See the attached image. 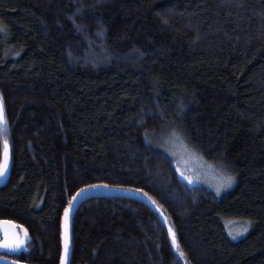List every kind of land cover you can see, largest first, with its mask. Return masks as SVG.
Segmentation results:
<instances>
[{
  "label": "trees",
  "instance_id": "obj_1",
  "mask_svg": "<svg viewBox=\"0 0 264 264\" xmlns=\"http://www.w3.org/2000/svg\"><path fill=\"white\" fill-rule=\"evenodd\" d=\"M0 99L2 257L61 264L70 207L65 264H264V0H0ZM171 131L232 189L179 178ZM85 185L124 196L72 212Z\"/></svg>",
  "mask_w": 264,
  "mask_h": 264
},
{
  "label": "rangeland",
  "instance_id": "obj_2",
  "mask_svg": "<svg viewBox=\"0 0 264 264\" xmlns=\"http://www.w3.org/2000/svg\"><path fill=\"white\" fill-rule=\"evenodd\" d=\"M151 142L174 160L179 178L189 185L204 186L213 191L216 195L227 192L234 186L235 180L233 176L229 174L224 167L206 161L198 152L190 148L185 142L183 143L175 131L168 132L161 136H153ZM181 173H183V175H181ZM225 176H231L233 178L230 184L225 185L223 183ZM233 228H230L231 232H234ZM61 237L62 255V253H64L65 239H67L69 253L68 219L67 226L65 227V219L63 218ZM171 245L173 246L172 241Z\"/></svg>",
  "mask_w": 264,
  "mask_h": 264
},
{
  "label": "water",
  "instance_id": "obj_3",
  "mask_svg": "<svg viewBox=\"0 0 264 264\" xmlns=\"http://www.w3.org/2000/svg\"><path fill=\"white\" fill-rule=\"evenodd\" d=\"M4 115H5V110H4ZM3 159H4V150L1 154L0 162H2ZM11 169H12V157H11L10 149L8 147V166L5 169L4 174L0 175V188H3L7 184L11 174ZM100 196H124V193L117 192L115 190L106 189L104 187L90 188L85 192L79 194L77 198L73 201L72 212H74L78 207V205L81 202L85 201L86 199L91 197H100ZM17 238L23 239L24 243L16 247H5L3 246L2 243H0V264H22L19 262L8 260L2 257L1 254L20 252L24 250L27 242V238H25L24 232L19 233L17 230V226L13 222L9 220H0V242H3L7 239L9 243H12Z\"/></svg>",
  "mask_w": 264,
  "mask_h": 264
},
{
  "label": "snow or ice",
  "instance_id": "obj_4",
  "mask_svg": "<svg viewBox=\"0 0 264 264\" xmlns=\"http://www.w3.org/2000/svg\"><path fill=\"white\" fill-rule=\"evenodd\" d=\"M5 134H6V119H5V115H4V107H3V102L2 99H0V139L3 140V146H4V159L2 162H0V175L4 174L5 169L8 166V141L5 138ZM181 175H183V173H181ZM232 177L231 176H225L223 179V183L225 185L230 184L232 182ZM89 187H97V185H85L84 189H77V193H81L83 192L85 189L89 188ZM137 191H141L143 192V189H138ZM145 196H147V193H144ZM76 195H74L72 197L71 200H69V206L73 203V201L76 199ZM150 200L152 199L151 197H148ZM152 202L155 204V201L152 200ZM69 211H70V207H65L64 208V219H65V227L67 226V219H68V215H69ZM66 235V234H65ZM169 235L172 239V244L174 247H176L179 250V245L176 239V234L175 232L172 230L171 227H169ZM25 238L27 237V231L25 230L24 233ZM3 244V246L5 247H16L19 246L21 244L24 243L23 239L17 238L14 242L9 243L7 241V239L3 242H0ZM68 254V243H67V239H65V246H64V253H62L60 261L61 264H65V259L67 257ZM181 255H183V253L181 252Z\"/></svg>",
  "mask_w": 264,
  "mask_h": 264
}]
</instances>
